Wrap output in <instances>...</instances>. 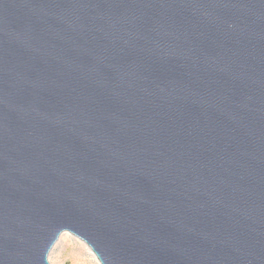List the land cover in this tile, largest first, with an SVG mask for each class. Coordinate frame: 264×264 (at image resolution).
I'll use <instances>...</instances> for the list:
<instances>
[{
  "label": "water",
  "instance_id": "95a60500",
  "mask_svg": "<svg viewBox=\"0 0 264 264\" xmlns=\"http://www.w3.org/2000/svg\"><path fill=\"white\" fill-rule=\"evenodd\" d=\"M64 232L264 264V0H0V264Z\"/></svg>",
  "mask_w": 264,
  "mask_h": 264
},
{
  "label": "rangeland",
  "instance_id": "374dc122",
  "mask_svg": "<svg viewBox=\"0 0 264 264\" xmlns=\"http://www.w3.org/2000/svg\"><path fill=\"white\" fill-rule=\"evenodd\" d=\"M50 264H99L84 242L64 232L49 254Z\"/></svg>",
  "mask_w": 264,
  "mask_h": 264
},
{
  "label": "bare ground",
  "instance_id": "6f19581e",
  "mask_svg": "<svg viewBox=\"0 0 264 264\" xmlns=\"http://www.w3.org/2000/svg\"><path fill=\"white\" fill-rule=\"evenodd\" d=\"M84 242V241H83ZM85 246L87 247V249L89 250L90 254L94 257V259L101 264V262L99 261V259L97 258L96 254L93 252V250L84 242Z\"/></svg>",
  "mask_w": 264,
  "mask_h": 264
}]
</instances>
